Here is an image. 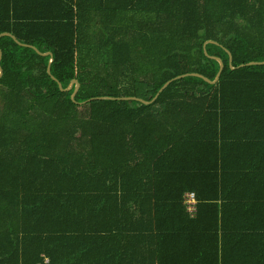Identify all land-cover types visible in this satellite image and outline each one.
I'll list each match as a JSON object with an SVG mask.
<instances>
[{"label":"trees","instance_id":"trees-1","mask_svg":"<svg viewBox=\"0 0 264 264\" xmlns=\"http://www.w3.org/2000/svg\"><path fill=\"white\" fill-rule=\"evenodd\" d=\"M5 33L52 56L0 39V264H264V0H0Z\"/></svg>","mask_w":264,"mask_h":264},{"label":"water","instance_id":"water-1","mask_svg":"<svg viewBox=\"0 0 264 264\" xmlns=\"http://www.w3.org/2000/svg\"><path fill=\"white\" fill-rule=\"evenodd\" d=\"M4 36H10V37H12V38H13L17 43H19L21 46H25V47L33 48V49H35L39 54H41V55H43V56H49V55L52 56V53L43 54V53H41L37 48H35V47H33V46H30V45H26V44H22V43H20V42L17 40L16 37H14L13 35H11V34H9V33H5V34L1 35V36H0V39H1L2 37H4ZM206 45H207V44H206ZM0 53H1L0 68H1V72H2V73H1V78H0V79H2V77H3V75H4V72H3V69H2L3 50H2L1 48H0ZM213 59L217 60V62L221 65L220 73H219V75H218V77H217V79H216L215 82H211L209 79H206V78H204L203 76H200V75H197V74H194V75H188V76H184V77H180V78H178V79L175 80V81L185 80V79H187V78L192 77V78H201V79H203L205 82H207V83L210 84V85H216V84L220 81V79H221V76H222V74H223V72H224V69H225V65H224L222 59H220V58H218V57H213ZM230 66H231V69H232L233 71L236 70L235 68H233V56H232L231 53H230ZM248 66H249V67H253V66H264V63H252V64H250V65H248ZM243 68H245V66H242L240 69H243ZM49 75H50V76L52 75L51 67L49 68ZM53 80L56 81L55 78H53ZM175 81H172V82L166 84V85L160 90V92L157 94V96L155 97V99H154L151 103L144 102V101H142V100H138V99H134V98L125 99V101L138 102V103H141V104H143V105H145V106H149V105H151L152 103H154V102L158 99L159 95H160L162 92H164L166 89H168V88H169V87H170ZM80 88H81V86H80V84H79L77 81H73V82L70 84V86L68 87V89H66V90H63L62 85H60V89H61V91H62V92H65V93H68V92H70V91H72V90L74 89L73 95H72V97H71V100H72V101H74L75 97H77V95H78V93H79V91H80ZM102 100H106V101H116V99H109V98H108V99H107V98H106V99H102Z\"/></svg>","mask_w":264,"mask_h":264},{"label":"built area","instance_id":"built-area-1","mask_svg":"<svg viewBox=\"0 0 264 264\" xmlns=\"http://www.w3.org/2000/svg\"><path fill=\"white\" fill-rule=\"evenodd\" d=\"M186 204H187L188 212L192 216L195 217L197 214V205H198V201H197L195 193H193V192L188 193V195L186 197Z\"/></svg>","mask_w":264,"mask_h":264},{"label":"crops","instance_id":"crops-1","mask_svg":"<svg viewBox=\"0 0 264 264\" xmlns=\"http://www.w3.org/2000/svg\"><path fill=\"white\" fill-rule=\"evenodd\" d=\"M263 146H264V145H261V146H259V147H263ZM237 215H238L237 217H239V218L242 216V214H240V213H238ZM230 250L233 251L232 249H230ZM46 263H48V262H46Z\"/></svg>","mask_w":264,"mask_h":264}]
</instances>
